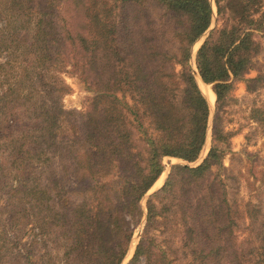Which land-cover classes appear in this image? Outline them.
<instances>
[{
    "label": "trees",
    "instance_id": "trees-1",
    "mask_svg": "<svg viewBox=\"0 0 264 264\" xmlns=\"http://www.w3.org/2000/svg\"><path fill=\"white\" fill-rule=\"evenodd\" d=\"M113 2L120 9L118 15L110 7ZM215 2L221 25L199 48L196 64L202 80L213 84L219 106L233 86L232 77H243L260 52L253 30L264 23V0ZM70 15L80 19L76 27ZM213 15L211 0H0V22L5 21L0 26V55L6 57L0 63V99L3 96L6 102L17 95L30 114L36 142H49L43 149L67 155L62 175L54 172L44 186L33 189L47 199V210L34 213L35 225L46 239L24 247L23 260L124 262L144 216L141 201L164 172V159L193 163L205 146L211 108L191 58ZM67 63L95 91L73 133L60 124L65 111L45 101L66 88L56 74ZM119 92L129 95L132 103ZM254 111L263 121L264 110ZM217 120L218 116L204 161L197 166L174 165L164 186L148 200L144 233L131 263L143 259L145 264H175L151 235L160 218L175 211L187 225L185 246L201 254L195 260L244 264L236 253L228 256L210 230L211 217H221L226 228L233 222L226 186L216 177L226 169L223 159L231 133L224 132ZM32 142L21 141L16 155L29 157L27 146ZM181 178L184 184L178 186ZM246 207L256 218L263 211L251 201ZM219 211L227 212L220 216ZM40 242L47 246L48 259L34 253ZM260 250L263 257L264 244Z\"/></svg>",
    "mask_w": 264,
    "mask_h": 264
},
{
    "label": "rangeland",
    "instance_id": "rangeland-1",
    "mask_svg": "<svg viewBox=\"0 0 264 264\" xmlns=\"http://www.w3.org/2000/svg\"><path fill=\"white\" fill-rule=\"evenodd\" d=\"M211 2L214 10L211 26L192 48L191 63L194 72L198 70L196 55L199 48L207 40L211 31L221 25L218 20L216 2L215 0H211ZM117 5L114 2L110 5L115 15L120 12ZM59 9L65 11L62 4L59 5ZM68 19L73 21L75 27L80 20L72 15ZM4 22L1 21L0 26L4 25ZM253 31L254 38L260 44V52L252 59L243 77H232L230 82L233 86L219 106L213 84L205 83L210 87L208 89L212 90L211 93L214 97L213 101L210 100L211 114L207 139L198 160L189 163V166H197L207 157L212 147L213 128L216 116H218L217 125L224 132L231 133V136L228 138V152L223 159V165L226 169L221 170V176L216 175V177H221L226 186L227 202L233 222L226 228L221 217L213 219L211 217L209 220L212 221L213 225H211L210 230L215 239L222 242L224 246L221 245L228 256L236 253L242 257L244 264H264V256L262 257L260 250L264 244V120H257L256 117H259L260 114L254 111L257 108L264 110V23L260 28ZM5 61V54L0 55V63L3 64ZM62 67L64 68L56 76L57 81L66 88L60 94L55 92L47 96L45 101L51 105H59L62 110L69 112L62 111L60 124L67 128L70 133H73L77 123L81 125L79 116L88 108L95 97V91L88 88V84L74 71L70 64L67 63ZM195 77L197 79L196 74ZM53 80L50 79L51 82ZM118 95L124 101L127 100L132 103L130 96H126V93L119 92ZM14 96L12 100L15 102H12L11 98H7L5 102L3 96L0 99V264H30L32 263L30 259L28 263L26 259L23 260L20 256V254L25 255L23 248L30 247L35 239L41 242L46 239L44 232L35 225L37 221L34 218V213L47 210L45 207L47 199H41L37 193L33 192V189H39L38 184L44 186L47 183L46 179L54 172H60L62 175V165L67 159V155L61 157V154L54 152V148L49 145L50 149L46 147L43 149L45 142H36L35 133L30 129L32 124L27 119L30 114L25 111V106L22 101L20 102L18 96ZM40 99L42 97L37 100ZM29 101L27 104L34 102L33 99ZM262 117H264V112ZM18 124L22 127L18 128ZM4 126L6 129L3 128ZM26 139L30 142L33 141L27 146L31 155L28 157L24 154L21 158V155H16L17 147L21 141ZM56 139L60 141V136H57ZM42 150L45 155L40 154ZM185 163L187 162L173 157L164 159V172L141 201L144 216L135 229L128 254L122 264H145L143 259L134 263H131V260L144 233L148 200L164 186L172 167L185 165ZM213 172L216 174L217 169L214 168ZM27 177L31 179L25 181ZM22 181H25L26 184H23ZM177 184L178 186L183 185V179L181 178ZM207 184L209 183H204V185ZM249 201L263 207V211L257 213V218L250 211H247L246 203ZM219 212L220 216H223L222 214L227 211ZM186 226L180 213L167 211L165 216L160 218L158 228L151 235L157 237L161 249L166 250L169 260H174L175 264H206L204 261L199 263L203 259H198V261L194 259L201 255L200 252L196 255L190 252V247L185 246ZM41 242L37 245L40 250H36L34 253L38 257L48 259L49 257L46 255L47 246ZM190 245L194 247L195 244L192 242ZM250 249L254 251L246 254ZM60 253L62 250L57 254Z\"/></svg>",
    "mask_w": 264,
    "mask_h": 264
},
{
    "label": "bare ground",
    "instance_id": "bare-ground-1",
    "mask_svg": "<svg viewBox=\"0 0 264 264\" xmlns=\"http://www.w3.org/2000/svg\"><path fill=\"white\" fill-rule=\"evenodd\" d=\"M197 79H198V82H199V85H200V83H201V86L200 87H202L201 89H203L202 91H204V93L206 94L205 96L207 97V99H208V101H209V103L211 104V101H213V99H214V97H213V95H212V90L210 91L209 89H210V87L207 85V84H205L203 81H202V79H201V77L199 76V75H197ZM206 85H204V84ZM209 88V89H208ZM211 100V101H210ZM161 181V180H160ZM159 181V182H160Z\"/></svg>",
    "mask_w": 264,
    "mask_h": 264
},
{
    "label": "water",
    "instance_id": "water-1",
    "mask_svg": "<svg viewBox=\"0 0 264 264\" xmlns=\"http://www.w3.org/2000/svg\"><path fill=\"white\" fill-rule=\"evenodd\" d=\"M196 75H199L200 76V74H199V72H198V70H195V72H194ZM202 79V78H201ZM203 81V80H202ZM205 83V82H204ZM187 162V161H186ZM185 165H189V162H187V163H185Z\"/></svg>",
    "mask_w": 264,
    "mask_h": 264
}]
</instances>
